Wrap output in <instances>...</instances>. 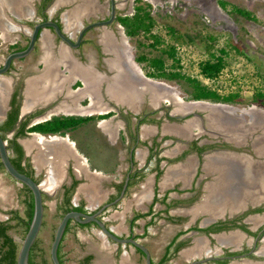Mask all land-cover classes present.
Masks as SVG:
<instances>
[{"label": "flooded vegetation", "instance_id": "af4514ba", "mask_svg": "<svg viewBox=\"0 0 264 264\" xmlns=\"http://www.w3.org/2000/svg\"><path fill=\"white\" fill-rule=\"evenodd\" d=\"M134 4L135 0H47L44 4L42 0H0V66L7 53L22 49L28 44L30 33L36 23L47 20L55 21L62 33L73 43L83 27L94 22V24L88 25L82 30L79 41L75 45L59 37L52 26L40 25L36 31L31 49L22 56L12 57L6 69L0 71V79H2L1 81L4 80L3 91L6 95L2 106L3 114L0 122L7 117L14 104L17 106V115L13 125L6 130L5 138L2 137L5 140L7 153L12 155V147L8 146L6 138L14 134L23 119L28 117L25 126L44 120L56 114L55 110L65 99L64 91L60 90L49 97L45 103L37 104L24 113L21 112L25 98V88L27 87L26 78L48 70V68H45L48 60L45 57V52H47L57 60L59 68L63 69L64 73L73 79L72 88L82 86L78 88L77 92L84 91V95L86 94V97L73 103L72 108H85L89 105L87 97H92L94 101L92 104L99 110L86 114L93 116L86 122L98 124L105 121V123H109L111 129L109 131L110 136L115 135V137L121 139L124 135L125 139L131 143L132 147L128 155H131L132 160L135 159V163L134 165L131 164L133 166L130 167L128 174H126L128 178L131 172L136 177L139 172H143L142 177L137 179L140 180L148 172V161L144 160L143 163H138V158H136V155H138L137 149L144 150L145 154L143 155L153 156L152 160L155 161L159 169L157 176L154 177V185L156 187V182L161 173L159 160L165 159L167 162L172 163L183 160L188 155L196 157V177H201L196 184L192 183V186H190V193L193 196L191 198L188 197L189 199L185 203L188 205L200 201L203 205V211L193 219H190L188 215H182V218L173 221V223L181 222L186 224L170 235L172 242L168 245V249L172 251L179 241H184V243L172 251L173 254L161 264H166L168 260L177 255H184L186 251L182 250L183 247L189 246L187 249H191L190 245H194L195 242H192L193 234H185L189 230H195L206 236L209 246L213 245L216 236L221 232L236 231L230 234L229 239L227 238L230 246L223 245L220 253L215 254L212 252L207 254L206 250L202 252L204 245L199 244L196 248L202 255L200 254L196 258L186 257L184 264H230L241 257L253 260L264 259V255L258 254V258H255L254 255L257 254L256 251L261 244L260 238L264 234V179L262 178L264 174V162L263 166H259L258 164L259 160H264V154L257 155L255 152V148L257 151L263 149V144L260 146L259 143H253L254 140L250 136H231L230 133L228 135L220 133V131L217 134H213L215 136L205 137L199 134V132L204 131L208 133L207 127L210 122L207 119L203 118L204 121L199 125L200 128H190V124L188 128L187 123L182 122L192 116V113L182 115L170 111V109L175 107L174 102H178L179 99H174L173 103L169 100L171 105L169 103H167L168 105L161 103L162 100L158 99L160 96L155 95L152 89L150 90L149 84L151 85V83H148L147 79H151V77L146 76L142 72L139 64L134 60V53L128 50L123 43V39L117 38L118 36L114 32V30H120L121 37L122 35L129 37L124 33L123 26L117 16L131 14ZM96 21L101 22L98 23ZM50 42L51 46L49 45ZM61 47L65 50V52L63 51L64 53H61ZM129 58L132 65L135 63L138 66L140 73L134 65L135 71L132 69L131 64L128 63ZM120 60L124 63L123 69L127 73L126 81H128V86L123 84L124 79L120 73L122 69L119 67ZM137 72L142 76H137L135 74ZM134 74L137 77L140 76L145 81V84L142 85L140 82L132 81ZM14 92L15 99L13 101L12 95ZM134 95L137 96L135 103L132 102L128 106L125 102L133 100ZM144 102L151 103V108L141 111V105ZM92 104L89 107L93 106ZM46 115L47 117H44ZM118 121L121 122V125H117V128L114 129ZM199 129L200 131H198ZM226 129L230 132V129H235V126H227ZM28 132L30 131L16 135L15 140L21 147L22 160H24V157H27L31 165L21 141L24 137L28 136ZM210 133L215 132L211 131ZM155 157H160V159L156 161ZM244 163L247 166L249 165L251 175L249 176L247 172L244 175L245 179L249 180L250 178L252 180L253 178V180H257V175H252V173H256L257 171L256 174L260 177L261 184L242 188L236 182L237 179H232V177H240L239 174L243 171ZM261 167L263 171L261 170V173H258ZM154 171L156 174V169ZM33 176L38 178V181H41L40 175H35L33 172ZM218 176L222 179L218 183L219 185H215ZM223 181L224 184L221 186L220 183ZM63 187L60 186L59 189ZM120 189L121 187L114 197L105 202L114 199L119 194ZM61 197L62 190L61 192L56 191L52 195V198H54V210L55 204L61 200ZM170 202L175 204L174 202L177 201L173 198L161 201L160 203H163L165 206ZM256 207L261 208L253 210ZM106 208L99 213V217L103 218L104 215L101 213ZM95 209L82 211L91 212ZM257 217L259 218L257 219ZM201 220L204 222L203 224L199 223ZM218 221H224L225 224H228L227 227L207 230L205 232L198 231L192 227L195 225L206 226L211 223H218ZM240 223H243L245 228L240 227L238 225ZM93 226L97 227L96 225ZM180 229L184 231L177 234ZM120 236L134 237L135 234L128 233V235ZM137 237L135 236L134 238L137 239ZM142 243L145 245L144 242ZM165 249L166 247H163L162 254ZM140 254L143 256V253ZM83 255H85V251L80 257ZM159 258L152 259L150 256L152 264H155ZM223 258L226 261H220ZM90 261L88 264H90Z\"/></svg>", "mask_w": 264, "mask_h": 264}, {"label": "rangeland", "instance_id": "374dc122", "mask_svg": "<svg viewBox=\"0 0 264 264\" xmlns=\"http://www.w3.org/2000/svg\"><path fill=\"white\" fill-rule=\"evenodd\" d=\"M141 1L143 3L148 2L150 5V12L152 13L155 20L153 29L161 35L165 43H173L175 45L177 49V56L180 60V69L182 71L196 76L202 82L207 83L209 86L216 87L221 92L239 89L244 95H246V100L241 103H229L226 105L214 106L216 109H226L225 111L227 114L221 115L214 112L211 115L214 119L217 118L218 121H223L224 118H228V120L231 121V125L235 126V129H233L234 135H238V133H240V135H246L247 132L240 128L242 127L241 122L245 123L252 121L254 123H258L262 119H260L259 116H262V109H264L263 104H259L258 102H249L248 100V96L254 88L264 89V0H226L228 3H234L246 7L256 16V20L247 19L241 15H232L227 12L229 5H227L226 9H223L216 0ZM166 23L175 25L178 29L187 31L191 35L195 34L196 36H193L191 41H184L183 39L175 40L167 32L165 28ZM118 31L114 30L115 34L118 36L117 38L120 37L123 39V43L128 48V50H131L133 53L137 51L135 47L137 37H126L124 35L121 37L120 30ZM200 31L209 32L215 36V47L225 45L227 48L226 64L219 74L213 79L205 78L198 73L197 63L200 59L206 56L204 42L199 37ZM133 65L140 73L138 66L135 63ZM119 67L122 69L120 73L124 79L123 84L128 86V81H126L127 73L123 69L124 63L121 62V60ZM129 69L132 72L130 67ZM132 77H134L132 81L135 80L140 82L142 85L145 84V81L141 79L140 76L137 77L134 74ZM147 80L148 83H151V85L149 84L150 90L152 89L155 95L157 94L160 96L158 99L160 101L162 100L161 103L170 104L169 100L173 103L175 100L172 99V96H177L176 99L179 100L178 102L175 101V107L170 109L172 113H178L182 115L192 113V116L189 117L190 119L187 118L184 122H182L187 123L188 128L189 124L190 128L199 127V125L204 121L203 118H205L206 113L209 112L208 109L212 110L210 109L211 107L208 106L212 105L210 101L185 99V91L183 90L182 86H180V84L174 80H165L162 78H149ZM129 85H131V83H129ZM133 86L135 85L133 84ZM150 104L151 103L146 102L142 103L141 111L150 109ZM191 120L194 121L191 122ZM209 120L207 121L209 122ZM232 121L234 123H232ZM236 121L239 123H235ZM250 130L252 133H254L259 129L251 128ZM85 131L87 132V136L85 135L83 137H87L89 142V147L84 151L86 155H95V149H92L95 144L100 146V154L114 155L113 146L110 145L106 148L102 142L103 137L97 140L95 143V139H98L100 134L98 133L97 129H95L93 125L89 123V121L86 122L85 125L81 126L79 130H72L71 133L78 136L77 138H80L79 135L83 133L85 134ZM198 131H200V129ZM210 132L211 131H208V133L200 131L199 134L204 135L205 137L215 136L213 135L214 133ZM261 135L262 137L260 139H263L264 133ZM92 163L97 164L98 162L94 161L93 159ZM221 179L222 178H219L218 176V180L215 185L218 184ZM223 184L224 181L220 183L221 186H223ZM252 184H261L260 177L258 178L257 182ZM23 191L24 188L22 187V184L12 178L2 167H0L1 219H6L9 216V212H7V210L11 208H14L19 215H23ZM158 204L160 207L164 206L163 203ZM158 204L155 205L154 209H157ZM155 214L156 215L154 216L153 223H151L149 226V230L145 228V232H143L139 237V240L144 242L145 245L149 247L154 259H156L161 253L163 245L170 238V235L173 234V232H175L177 229L184 227L186 224L181 222L173 223L175 220L159 218L160 216H163L162 213ZM58 218V214L53 209L49 208L48 206L44 207L42 222L36 234V239L37 245L42 249L43 255L46 258L49 257L48 246ZM258 218L259 217H257V219ZM10 222L14 223V219H11ZM199 223L203 224L204 222L201 220ZM92 227L96 233L98 230L97 227ZM152 227L155 229L154 232H152ZM235 231H227L226 233L221 232L216 236V240L213 241V245L209 246L208 238L194 230L193 232L191 231V233L194 235L192 242L198 243L196 245L197 247L199 244L204 245L202 252L206 250L207 254L212 252L217 254L221 252V247L223 245L227 247L230 246L228 244L229 240H227V238L230 237V234L235 233ZM9 232L17 244H19L24 234L23 227L20 224H14L9 229ZM86 232L87 233H84L85 235L83 239L73 235L70 231L65 233L61 246L64 264H76L81 254L90 248L96 253L91 259L92 264L99 263V261L103 260L104 253L107 254V252L106 248L104 249L102 247V243L99 239L100 234L97 232V235H95V233H91L90 230H87ZM91 244H93V248L91 247ZM191 245V249H187L189 246L182 248V250L186 251L184 255L172 257V259L168 260L166 264H184L186 262V257L196 258L200 256V254L202 255L200 251H197L198 249L194 247V245H192L193 247ZM254 255L255 258H258V253ZM247 259L250 258L241 257L230 264H248L247 261H245ZM138 264H144L143 256L139 258Z\"/></svg>", "mask_w": 264, "mask_h": 264}, {"label": "crops", "instance_id": "0c3cea01", "mask_svg": "<svg viewBox=\"0 0 264 264\" xmlns=\"http://www.w3.org/2000/svg\"><path fill=\"white\" fill-rule=\"evenodd\" d=\"M49 45H52L51 42ZM63 51L65 52L62 48L61 53H64ZM45 57L48 58L45 66L48 70L46 72L44 71V73L26 78L27 87L25 88V98L23 100L21 112L24 113L37 104L45 103L49 97L60 90L64 91L65 99H63L61 105L55 110L56 114H89L94 113V111H98L99 109L94 107L92 104L94 101L90 96L87 97L89 103L88 106L85 108L79 107L78 109L72 108L73 103H76L80 99L86 97V94L84 95V91L77 92L78 88H81L82 86L72 88L73 79L69 75L65 74L63 69L59 68V63H57V60L53 57V55H49L45 52ZM128 63L131 64L130 58L128 59ZM131 66L134 70L132 64ZM135 74H137V76L141 75L138 74V72ZM1 80L2 79H0V118L3 114L2 106L6 96L3 91L4 80ZM134 96L133 100L125 102L128 106H130L132 102L135 103L137 96ZM91 104L93 106L89 107ZM44 117H47V115ZM89 123L92 124L100 134L99 138L95 139V143L103 137L102 142L106 148L110 145L113 146L114 155L100 154V146H98V144H95L92 148L95 149V155H86L84 151L89 147V142L88 138L83 136H87V132L85 131V134H80V138H77L78 136L71 133L72 130H79V128L85 125V123L67 131L64 134H44L38 131H30L28 132V136L21 140L25 147L26 154H28L27 156L30 159L34 174L40 175L41 178V185L43 188V209L48 206L54 210V198H52V195L56 191H63L65 186L70 185V181L76 180L73 185L75 187L69 191L71 203L80 204L84 210H93L100 206L103 202L116 195L117 187L119 185L121 187V184L123 183L126 174H128L130 167L134 165L135 159L132 160L131 155H128L132 147L131 143L125 139L123 134V138L121 137V139L115 137V135L110 136L109 131H111V129L109 127V123H105V121L98 124H94L92 122ZM115 125L114 129L117 128V125H121V122L118 121ZM262 146L263 149H261V151H257L255 148L257 155L264 154V142ZM137 150L138 155H136V158H138V163L141 164L144 160H146L147 155H143L145 154L144 150ZM152 158L153 156L147 158L148 172L145 176L142 179L137 180V177H134L131 172L120 199L107 206L105 211L101 213L104 215L102 219L105 220L106 225H108L109 228L118 235H128V233L137 234L139 235L137 239H139L145 227L149 230V226L153 223L154 216L156 215L155 213H162L163 216H160L159 218L164 219H172L169 218V216H178L179 218H182V215H188L190 219H193L196 215L203 211V205L200 201L188 205L185 203L187 199L193 196L190 193V186H192V183L196 184L201 177H196V157L194 155H188L185 159L172 163L167 162L165 159L159 160L161 173L156 182L157 187L154 185V169L156 164ZM93 159L98 163L93 164ZM263 162L264 160H259V166H263ZM245 165L246 164L244 163L243 171L239 174V178H236L235 176V178L232 177V179H237L236 182L240 184L242 188L250 187L253 185L252 183L257 182L259 178L256 171V173H252V175H257L256 181L253 180V178L252 180L250 178L249 180H246L244 175L247 172L249 176L251 175L249 171L250 167H248L249 165ZM261 170L263 171L262 167L259 168L258 173H261ZM262 178H264V174ZM60 186L64 187L59 189ZM173 198L177 201L174 202L175 204L170 202L163 207H160L158 204L161 201H167ZM150 203V213L137 217L135 219V224L130 226L129 219L133 212H143L148 210ZM156 204H158V210L154 209ZM150 219L152 220L148 223ZM92 226L93 225L79 226L71 220L67 231H70L73 235L83 239L85 235L84 233H87V230H90L91 233H95ZM154 231L155 229L152 227V232ZM191 231L193 232L194 230H189L185 234H190ZM97 232L100 234L99 239L102 243V247L104 249L106 248L107 254L104 253L103 260L94 264L139 263V258L142 256L135 249V246L129 243L125 244L114 241L106 237L99 230H97ZM97 232L95 235H97ZM170 242L171 236L169 240L165 242L163 247L168 246ZM197 244L198 243H195L194 247H196ZM91 247L93 248V244H91ZM88 253L91 255V259L96 254L91 248L85 251V254ZM149 254L153 259V254L150 249ZM161 255L162 251L156 259H158ZM90 264H92L91 261Z\"/></svg>", "mask_w": 264, "mask_h": 264}, {"label": "trees", "instance_id": "16d2710c", "mask_svg": "<svg viewBox=\"0 0 264 264\" xmlns=\"http://www.w3.org/2000/svg\"><path fill=\"white\" fill-rule=\"evenodd\" d=\"M47 0H42L43 4ZM217 3L223 9L227 8V12L232 15H241L247 19L256 20V16L244 6H240L234 3H228L226 0H216ZM148 2H142L141 0H135L133 6V11L128 15H118L117 18L123 26L124 33L129 37L135 36L136 40V50L134 52V60L139 64L142 72L151 78H162L165 80H174L182 86L185 91V99H203L208 101H220L226 103H241L246 100V95H244L239 89L228 90L226 92L219 91L216 87L209 86L207 83L202 82L199 78L194 75H190L185 71L180 69V60L177 56V49L173 43H165L161 35L155 31L154 24L155 20L150 12ZM165 28L167 32L175 39H183L184 41H191L194 35L189 34L187 31L178 29L175 25L166 23ZM197 34V33H196ZM200 39L204 42V50L206 56L200 59L197 63L198 73L203 77L208 79L215 78L222 68L226 64V55L227 48L225 45L218 47L214 46L215 36L209 32L200 31ZM249 102H258L259 104L264 105V89L254 88L248 96ZM15 99V92L12 95V100ZM12 101V102H13ZM17 115V106L13 105L11 111L7 114V117L0 122V135L5 138V132L13 125V122ZM92 115H79V114H54L50 117L34 122L28 126H25V123L28 120V117L23 119L18 127L16 128L14 134L11 137H7L8 146L12 147V155L8 153L11 163L20 171L30 175L36 181L38 178L33 176V169L27 159L24 157L22 160V150L19 143L15 140V136L18 134H23L26 131H38L44 134H64L67 131L76 128L77 126L85 123L87 120H90ZM151 155H147L149 158ZM146 158V161H147ZM160 157H155V160L158 161ZM0 167L3 168L1 162ZM156 174L159 172L157 165L155 166ZM143 172H139L137 179L142 177ZM135 176V175H134ZM135 179V178H134ZM76 180H73L69 186H65L62 191L61 200L57 201L55 204V212L60 217L61 214L69 209L84 210L80 204H72L70 201V190L73 188ZM129 183V182H128ZM24 188L23 191V215H19L14 208L8 209L9 216L6 219H0V264H15L17 242L14 240L13 236L9 232V229L14 224H20L23 227L25 232L29 219L32 213V195L30 189L22 184ZM120 188V185L117 187V191ZM43 198V193H42ZM155 199V196H154ZM261 207H256L253 210L260 209ZM151 211V203L148 210L143 212H133L129 219L130 226L135 224V219L140 216H144ZM174 220H178L179 217L169 216ZM14 219V223H11L10 220ZM73 220L69 218L65 224L62 235L57 245V256L61 264H64L63 252L61 251L62 240L64 234L69 228L70 222ZM152 219L148 221L151 222ZM79 226H88L96 225L93 221L77 222L73 220ZM147 225V224H146ZM228 224H225L224 221H218V223H211L206 226H192L198 231H207L215 230L221 227H227ZM240 227L245 228L243 223L238 224ZM146 228V227H145ZM183 229H180L178 233L183 232ZM145 232V229L144 231ZM142 232V233H143ZM142 235V234H141ZM139 236V235H135ZM134 236V237H135ZM172 242V241H171ZM184 241H179L173 247V250H176ZM170 244V243H169ZM137 251L142 253V251L135 247ZM166 249L161 255L159 260L155 264H161L165 261L173 252ZM91 255L85 254L79 258L76 264H88ZM220 261H226L225 258L220 259ZM28 264H51L49 257L46 258L43 255L42 249L37 245V239L33 240L29 247L27 255Z\"/></svg>", "mask_w": 264, "mask_h": 264}, {"label": "water", "instance_id": "95a60500", "mask_svg": "<svg viewBox=\"0 0 264 264\" xmlns=\"http://www.w3.org/2000/svg\"><path fill=\"white\" fill-rule=\"evenodd\" d=\"M96 22L99 23L101 21H96ZM92 24H94V22H92L88 25H92ZM40 25L52 26L54 31L56 32V34L59 37H61L65 41H67L71 44H74V45L78 43L80 35L82 33V30L86 26H88V25H86L85 27H83V29L78 33V36H77L75 42L72 43L69 40V38L66 37L62 33L58 24L55 21L47 20V21H43L41 23H36L34 25L32 31H31V33H30L28 44L22 49L14 50V51L7 53L3 59L2 65L0 66V71H3L6 69V67L8 66L10 59L12 57L22 56V55L26 54L31 49L33 41L35 39L36 31ZM193 100L205 101L203 99H193ZM210 102L214 106L229 104V103L220 102V101H210ZM210 109L213 110L214 107H212ZM262 110H263L262 116L261 115L259 116L260 119L261 118L262 119L258 123H254L252 121H248L245 123L241 122L242 127H240V128L247 132L246 135H243V136H250V137H252V140H254L255 138H257L259 140L262 137L261 134L264 133V117H263L264 116V109H262ZM211 115H212V113L207 112L205 119L209 120L212 117ZM232 123H234V122L232 121ZM235 123H239V122L236 121ZM251 128L252 129L258 128L259 131L252 133L250 130ZM214 134H217V132H215ZM260 140H263V139H260ZM0 162L3 166V169L6 171L7 174H9L12 178L17 180L21 184H25L31 191L32 213H31V217L29 219L27 228H26V230H25V232L21 238L20 243L17 246L16 257H15V264H28L27 255H28L29 247H30L31 243L33 242V240L35 239L36 234H37L39 227L41 225V222H42V214H43L42 193H43V188L41 185V181H36L30 175L18 170L11 163L9 156H8V153H7L5 140L1 137V135H0ZM127 179H128V176L126 175L124 180H123L120 192L114 199L101 204L94 211L89 212V211H82V210H77V209H69V210H67L61 214V216L58 218V220L55 224V227H54V230L52 233V237H51V240H50L49 246H48V256H49V260H50L51 264H61L59 259H58V256H57V245H58V242H59L60 237L62 235L65 224L69 218H72L77 222H85V221H89V220L93 221L96 224L97 229L102 234H104L106 237H108L114 241H117V242H122V243L128 242L129 244L139 248L143 253L144 263L145 264H152V262L150 260L149 251H148L147 247L142 242H140L139 240H137L136 238H134L132 236H120V235L114 233L109 228V226L105 224L104 220L101 217H99V213L105 207L114 203L123 194L124 188H125L126 183H127ZM260 240H261V244L259 245L256 253H258L260 255H264V234L262 235ZM245 261H247L248 264H264V259H256V260L247 259Z\"/></svg>", "mask_w": 264, "mask_h": 264}, {"label": "bare ground", "instance_id": "6f19581e", "mask_svg": "<svg viewBox=\"0 0 264 264\" xmlns=\"http://www.w3.org/2000/svg\"><path fill=\"white\" fill-rule=\"evenodd\" d=\"M172 94H173V92H172ZM174 95V94H173ZM177 98V96L175 97V95L174 96H172V99H176ZM179 98V97H178ZM177 100V99H176ZM224 105H226V104H224ZM208 106H212V107H214V105H208ZM211 107V108H212ZM214 110V111H213ZM213 110H209L208 109V111H209V113H214V112H216V113H218V114H227V112L225 111L226 109H216V108H214ZM212 119H210L209 120V122H210V124H209V126L207 127V129L209 130V131H214V132H219L220 131V133H226V134H228L229 135V133H230V135L232 136V135H234V130L233 129H230V132L228 131V129H226V127L227 126H231V121L230 120H228V118H224V120L223 121H218V119L217 118H213V117H211ZM218 121V122H217ZM226 126V127H225ZM175 128V127H174ZM228 128H230V127H228ZM238 135H240V133H238ZM258 141V142H257ZM262 142H264V138H263V140H258L257 138H255L254 139V143H259L260 144V146H261V144H263ZM258 151H261V149L260 150H258Z\"/></svg>", "mask_w": 264, "mask_h": 264}]
</instances>
